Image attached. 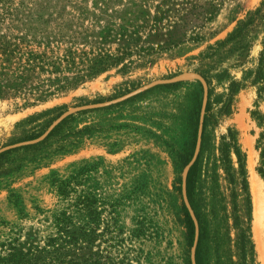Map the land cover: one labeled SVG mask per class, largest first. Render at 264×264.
<instances>
[{"label":"rangeland","instance_id":"obj_1","mask_svg":"<svg viewBox=\"0 0 264 264\" xmlns=\"http://www.w3.org/2000/svg\"><path fill=\"white\" fill-rule=\"evenodd\" d=\"M262 1L216 0L210 19L190 26L205 0H0V147L35 139L72 114L48 138L25 144L35 146L0 157V264H12L16 249L44 246L62 215L80 234L72 243L57 239L55 252L47 246L45 262L58 254L62 264H191L181 182L203 98L198 76L211 108L196 202L209 220L211 168L233 135L264 264L252 192L255 175L264 194L252 114L264 115V91L246 82L223 108L229 77L241 80L257 64L264 24L250 26L244 43L228 34ZM107 56L111 65L90 74ZM172 80L180 83L162 85ZM85 105L93 106L75 110ZM213 248L210 238L205 264H214Z\"/></svg>","mask_w":264,"mask_h":264},{"label":"trees","instance_id":"obj_2","mask_svg":"<svg viewBox=\"0 0 264 264\" xmlns=\"http://www.w3.org/2000/svg\"><path fill=\"white\" fill-rule=\"evenodd\" d=\"M203 6L205 7L200 10L199 16L191 19L190 26H201L203 22L210 19L217 9L216 0H205V2L199 7L202 8ZM258 23L264 24V0L261 2L260 6L256 7L244 19L239 21L238 25L228 34L227 40L234 39V41L240 40L243 42L248 28ZM174 24L176 23L174 22L173 26ZM184 36L185 34L181 33L178 36L179 40H182ZM260 43L262 48L258 53L255 68L247 70L243 74L241 80L229 77L227 98L223 103L224 109L227 110L229 108L232 97L238 92V90L245 86L246 82L256 86L258 94H261L262 91H264V31ZM108 59L111 58L108 56L103 57L99 61L90 65L88 68L90 74L105 70L113 62ZM178 83L180 82L174 81L162 85L171 86L177 85ZM138 96H140V92L134 94L131 98H136ZM201 101L202 98L199 97L195 102V126L187 163L191 159L195 148ZM210 108V93L208 91V100L205 106L199 152L196 159L187 170L185 181L186 195L198 222L195 263L205 264L204 254L211 238L214 243V264H258L256 261L255 246L251 235L250 195L246 180L244 158L242 157V152L233 135L224 140L221 144L219 164L216 163L211 168L209 187L207 188L206 196V209H208L209 220L205 217V214H203L200 206L196 202V185L202 180V174L200 172L201 156L205 149V130L208 126ZM252 114L260 128L256 140V148L259 151V163L256 171L264 180V115L258 111H253ZM71 117L72 114L66 115L52 128L45 138H48L57 132ZM35 145L36 144H30L21 147L26 148ZM16 149L17 148L5 150L0 153V157ZM232 153L236 156L237 167L233 166L231 157ZM219 167L223 170V179L227 183L226 189H224L220 182V174L218 172ZM225 190H229V193H225ZM181 208L187 229L189 247H191L195 231L194 223L183 201L181 203ZM55 222L58 229L57 235L49 238L44 246L33 245L28 247L25 252L16 249L17 251L10 253L9 258L6 260L12 261V264L13 262L18 264H23L25 262L27 264H57L56 262H58V264H62V258H60L58 254H54V256L50 257L52 261L45 262L46 254L50 252L49 250H46V247L54 246L52 252H55V250L58 249L57 246H55L57 239L62 238V240L66 242H76L80 232L67 216L65 217L62 215L56 217Z\"/></svg>","mask_w":264,"mask_h":264},{"label":"water","instance_id":"obj_3","mask_svg":"<svg viewBox=\"0 0 264 264\" xmlns=\"http://www.w3.org/2000/svg\"><path fill=\"white\" fill-rule=\"evenodd\" d=\"M198 78L200 79V81L202 82L203 85V98H202V102H201V107H200V112H199V122H198V128H197V136H196V143H195V148L192 154L191 159L189 160L187 166H186V170L182 175V182H181V191H182V198H183V202L184 205L186 206L192 220L194 223V237H193V242H192V246H191V250H190V260H191V264H196L195 263V247H196V243H197V239H198V222H197V218L192 210V207L188 201L187 195H186V187H185V181H186V174H187V170L189 168V166L194 162V160L197 157V154L199 152V148H200V141H201V134H202V124H203V119H204V113H205V106H206V102H207V94H208V85L206 83V81L204 80V78L198 76ZM173 82V80H172ZM93 105H85V106H79L76 107L75 110H80V109H85V108H90ZM67 114H61L56 120H54L50 126L45 130V132L43 134H41L39 137L32 139V140H28V141H22V142H18V143H14V144H10V145H6L3 147H0V153L14 148V147H18L21 145H25V144H29V143H34V142H38L41 139L45 138L47 136V134L52 130V128L58 123L60 122Z\"/></svg>","mask_w":264,"mask_h":264},{"label":"bare ground","instance_id":"obj_4","mask_svg":"<svg viewBox=\"0 0 264 264\" xmlns=\"http://www.w3.org/2000/svg\"><path fill=\"white\" fill-rule=\"evenodd\" d=\"M253 175L252 177V192L254 195V225L255 228H264V194L262 193V183ZM256 230V231H257ZM263 230V229H262ZM257 235V234H256Z\"/></svg>","mask_w":264,"mask_h":264}]
</instances>
